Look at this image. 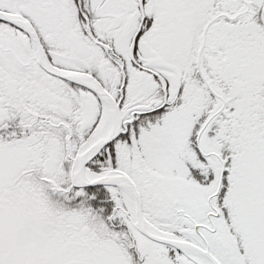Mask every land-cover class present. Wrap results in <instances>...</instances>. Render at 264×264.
<instances>
[{
    "label": "snow or ice",
    "instance_id": "6c2138e0",
    "mask_svg": "<svg viewBox=\"0 0 264 264\" xmlns=\"http://www.w3.org/2000/svg\"><path fill=\"white\" fill-rule=\"evenodd\" d=\"M0 264H264V0H0Z\"/></svg>",
    "mask_w": 264,
    "mask_h": 264
}]
</instances>
